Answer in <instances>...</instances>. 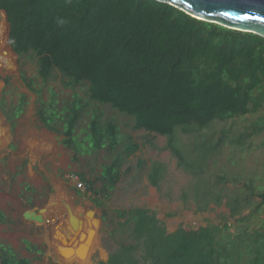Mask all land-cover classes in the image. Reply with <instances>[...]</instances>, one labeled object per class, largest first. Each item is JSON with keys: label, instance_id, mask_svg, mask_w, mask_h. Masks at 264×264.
I'll return each instance as SVG.
<instances>
[{"label": "trees", "instance_id": "1", "mask_svg": "<svg viewBox=\"0 0 264 264\" xmlns=\"http://www.w3.org/2000/svg\"><path fill=\"white\" fill-rule=\"evenodd\" d=\"M0 10L7 18L14 54L6 39L3 48L13 66L15 54L17 59L28 57L42 83L56 73L72 90V97L59 108L55 92L43 101L41 89L19 69L20 80L37 95L36 117L42 127L61 134L62 145L75 154L114 151L102 167L97 190L92 180L79 176L97 207L98 199L118 182L122 162L140 145L122 136L114 119L103 118L97 109L90 110L84 137L78 141L76 125L90 104L129 117L133 130L164 136L178 163L183 157L173 142L177 130L188 134L264 109V37L257 34L196 19L157 0H0ZM78 86L84 88L83 97L74 91ZM19 110L20 106L14 111ZM5 116L13 126L12 116ZM263 127L264 119H259L253 133ZM249 135L237 137L236 143ZM201 144L206 151L216 150L217 144L207 149L206 142ZM154 170L149 181L156 187ZM245 188L258 197L259 210L264 191H254L251 182ZM248 200L245 196L225 201L230 216L239 215ZM115 216L116 246L106 262L98 264H264V222L235 233L228 231L227 222L196 230L179 225L168 232L146 207L117 209ZM5 221L0 212V222ZM0 264L31 263L14 261L10 250L0 246Z\"/></svg>", "mask_w": 264, "mask_h": 264}, {"label": "rangeland", "instance_id": "2", "mask_svg": "<svg viewBox=\"0 0 264 264\" xmlns=\"http://www.w3.org/2000/svg\"><path fill=\"white\" fill-rule=\"evenodd\" d=\"M1 21L6 24L3 17ZM5 27L0 30V128L4 129L0 136V212L6 221L0 222V246L10 250L14 261L26 259L31 264L106 262L108 252L116 246L112 231L116 227L117 209L146 207L155 212L168 232L179 225L186 230H196L227 222L228 231L235 233L244 226L253 228L264 222V205L256 210L259 199L256 195H248L245 188L251 182L254 191H264V127L253 133L257 121L264 119V109L225 122L215 121L188 134L177 130L173 142L183 157L178 163L164 136L133 130L129 117L107 106L90 104L76 125L78 141L84 137L90 110L97 109L103 112V118L114 119L122 136L131 137L140 145L135 154L122 162L115 186L107 190L105 196L97 198L101 202V207H97L84 185L79 188L72 175L92 180L93 188L97 190L101 185L102 167L109 164L114 151L80 150L75 154L62 145L61 134L42 127L36 117L37 95L20 80L19 69L41 89L43 101L49 100L51 91L55 92L59 108L72 97V90L63 86L56 73L42 83L35 72V64L28 57L17 59L19 64L14 59L13 67L7 47L3 48L1 41L7 35ZM1 48L5 49V56ZM3 78L8 79L7 85H4ZM83 89L78 86L74 91L83 97ZM18 106L20 110L14 111ZM6 114L12 116L11 127L4 121ZM246 134L250 135L238 145L236 138ZM203 141L207 144L206 149L217 144L216 150L207 152L201 144ZM116 150L119 151L120 147ZM153 169L156 187L149 181ZM58 196L65 198L69 207L80 213L87 223L83 226L81 238L63 244L64 250H77L84 245L82 239H87L82 257L76 255L73 258L74 254L71 259L69 256L59 257L48 238L51 236L46 235V209ZM245 196L249 198L248 205L242 206L239 215L230 216L225 201L242 200ZM27 209L36 212L44 209L40 213L43 222L23 220L22 214ZM88 210L98 219L94 228L89 224ZM241 216L247 217L238 221ZM67 225L71 227L69 219ZM88 230L92 231L90 236ZM27 243L37 250L27 248Z\"/></svg>", "mask_w": 264, "mask_h": 264}, {"label": "water", "instance_id": "3", "mask_svg": "<svg viewBox=\"0 0 264 264\" xmlns=\"http://www.w3.org/2000/svg\"><path fill=\"white\" fill-rule=\"evenodd\" d=\"M160 2L168 3L190 16L207 21L213 22L224 27L251 32L264 37V0H157ZM4 19L7 25V44L9 25L5 13ZM10 50L12 51L11 47ZM12 53H14L12 51ZM18 65L16 64L15 67ZM8 124L7 120H4ZM34 211L27 209L23 212L22 218L25 221L42 222L41 211ZM87 212H93L88 210ZM96 221L95 217H93ZM77 219L71 224L72 229L75 231L77 227Z\"/></svg>", "mask_w": 264, "mask_h": 264}, {"label": "bare ground", "instance_id": "4", "mask_svg": "<svg viewBox=\"0 0 264 264\" xmlns=\"http://www.w3.org/2000/svg\"><path fill=\"white\" fill-rule=\"evenodd\" d=\"M0 19H2L1 14H0ZM4 26L5 24L3 23V21H1L0 30H4L3 28ZM5 39L7 43L6 34L4 38L1 40L2 44H4ZM3 132H4V129L0 128V136ZM92 215L93 214L91 212L87 213V216L90 217L89 224L91 227L94 228L95 223L98 221H96ZM44 218H45L44 226L46 229V235L52 237V238L51 237H48V238L51 239L50 242L54 246L55 250L59 253V257L67 258L69 256L68 259H71L72 254H74L73 258L76 255L78 257H82L83 254L81 253L85 250V246H86L85 243H88L87 239H82L81 242L84 243V245H80V248L77 250L72 249V248H69V250H64L63 244H70L69 241L75 242V240H77L78 238H81L82 232L84 231L83 226L87 224L86 221H84L83 216L80 213H75L69 207V204L65 198H60V196H58L52 199L51 204L47 206L46 215ZM68 219L71 224L74 223V219L75 220L77 219L78 223H77V227L75 231L69 225L66 226ZM91 232L90 231L87 232V235L90 236Z\"/></svg>", "mask_w": 264, "mask_h": 264}, {"label": "built area", "instance_id": "5", "mask_svg": "<svg viewBox=\"0 0 264 264\" xmlns=\"http://www.w3.org/2000/svg\"><path fill=\"white\" fill-rule=\"evenodd\" d=\"M72 177H73L72 180L77 184V186H78L79 188H81L82 185H84V184L79 180V177L77 176V174H73Z\"/></svg>", "mask_w": 264, "mask_h": 264}, {"label": "crops", "instance_id": "6", "mask_svg": "<svg viewBox=\"0 0 264 264\" xmlns=\"http://www.w3.org/2000/svg\"><path fill=\"white\" fill-rule=\"evenodd\" d=\"M14 54V53H13ZM15 60H17V56H16V54H15ZM17 63V62H16ZM2 81H3V79H2Z\"/></svg>", "mask_w": 264, "mask_h": 264}]
</instances>
